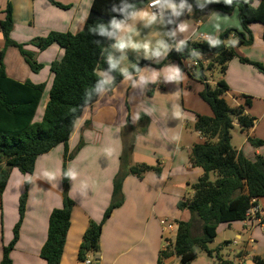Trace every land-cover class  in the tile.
<instances>
[{"label":"crops","instance_id":"obj_1","mask_svg":"<svg viewBox=\"0 0 264 264\" xmlns=\"http://www.w3.org/2000/svg\"><path fill=\"white\" fill-rule=\"evenodd\" d=\"M53 1L65 8L48 0H0V21L7 3L12 7L11 39L26 44L24 48L32 52L34 60L42 65L38 72H32L19 51L8 47L3 58L5 72L9 78L21 83L28 80L33 84H44L36 109V112L41 109L42 115L53 79L50 65L62 58L63 49L53 44L39 51L28 42L49 32L78 33L92 3V0ZM194 1L197 6L206 7L199 10L189 8L172 33H169L163 17H153L147 7L117 26L109 59L121 71L128 70L139 60L149 63L136 76L125 75L110 92L102 91L93 104L84 108L75 123L66 146L68 154L72 155L66 163L67 194L75 205L59 264H82L77 255L78 247L89 222H100L110 204L113 180L120 170L125 141L132 145V164L158 167L160 174L147 172L142 179L132 175L125 177L122 202L102 226L98 264H156L162 233L164 238L169 236L163 231L160 220L189 219L188 211L179 210L177 203L191 197L190 185L202 175L201 170L189 161L191 147L200 140L198 133L196 140L190 138L189 128L194 129V114L211 116V110L206 103L199 102L200 89L193 88L191 78L184 77L176 60L166 59V56L187 40L200 41V35L208 36V41L214 43L228 29L240 30L239 14L231 6L225 12L213 7L230 4L233 0ZM256 4V0L251 1L252 6ZM163 10H166L164 6ZM249 29L253 35L252 45L236 48L235 52L240 58L264 65L262 26L252 23ZM233 37L231 34L228 39ZM3 47L0 32V50ZM42 73H45L44 78H41ZM106 76L108 78L101 77L109 82L110 77ZM220 79L229 89L224 95L229 106L239 105L238 96L252 98L246 113L254 118L253 127L241 132L235 125L233 130L239 131L243 140L232 146L247 159L252 160L258 155L264 157V76L253 66L234 58ZM185 102H197L196 109L187 110L186 114ZM183 118L191 121L189 125H182ZM248 137L263 140V144L254 147ZM61 145L39 155L32 174L23 175L11 170L0 199V260L3 246L12 239L13 227L18 220V199L24 191V182L28 181L18 240L10 253L11 264H45L39 252L46 239L48 217L63 202L61 170L65 147L63 149ZM257 204L264 209V199L258 200ZM240 223L236 237L244 234L246 240L241 249L245 252L237 256V264L256 263V259L264 261V231L256 223ZM148 230L149 240L145 245ZM170 235L173 238L175 233ZM144 254H149V263L144 262ZM174 260L179 262L178 258L171 257L165 263L173 261L176 264Z\"/></svg>","mask_w":264,"mask_h":264},{"label":"trees","instance_id":"obj_2","mask_svg":"<svg viewBox=\"0 0 264 264\" xmlns=\"http://www.w3.org/2000/svg\"><path fill=\"white\" fill-rule=\"evenodd\" d=\"M48 1L65 8L53 0ZM251 1L233 0L230 4L213 6L222 12L230 6L238 8L239 31L228 29L214 43L187 40L170 50L166 59H176L179 71L183 73L184 61L196 62L203 71L197 56L211 55L213 60L206 65V69L212 70L217 66L223 76L229 61L238 58L239 62L253 66L264 76V65L240 58L235 52L236 48L252 45L253 35L249 29L252 23H259L262 26L264 40V0H256V6H252ZM149 2V0H92L84 25L78 33L49 32L46 36L28 42L39 51L53 44L63 49L62 58L50 65L53 79L39 123H34L33 118L44 84H33L28 80L21 83L9 78L3 64L5 49L16 48L32 72H38L42 65L34 60L32 52L24 48L26 44L11 39L13 20L10 3H7L3 12L4 17L0 21V32L4 40V47L0 50V199L12 169L16 168L24 175L32 174L35 159L39 155L49 152L59 144L65 147L61 170L63 202L60 208L53 209L49 214L46 239L39 252L45 264H59L70 225L71 210L75 205L67 194L69 177L66 163L72 158L66 148L67 141L84 108L93 104L102 91L110 92L125 75L136 76L140 69L149 63L147 60H139L128 70L121 71L109 59L117 26L145 8ZM160 2L163 6L182 5L176 11L175 17L169 10L163 12L162 17L169 33L173 32L189 8L199 10L206 7L195 5L194 0ZM231 34L234 37L229 40ZM98 71L107 74L110 81H105ZM195 72L196 69L189 75L194 77ZM228 90L224 80L219 79L213 88L205 84V89L199 93L202 101L209 106L211 116L196 115L194 131L198 133L200 140L191 147L189 161L192 166L201 170L202 175L197 182L190 185L191 197L183 198L177 203V208L187 210L190 218L187 221H175L173 244L159 250L156 264H165L171 257L178 258L179 264H189L201 251L211 255L207 245L216 237L217 225L244 221L248 209L256 205L258 200L264 199V157L258 155L252 160L247 159L231 145L233 121H237L241 132L253 127L254 118L246 113L252 104V98L247 95L238 96L239 105L231 107L224 99ZM247 140L254 147L263 144V140L251 137ZM131 151L132 145L125 141L120 156V170L113 180L110 204L102 220L90 221L82 236L77 252L81 261L88 254L93 256L97 254L103 223L122 202L121 189L125 177L132 175L142 179L147 172H153L157 176L160 174L158 167L132 164ZM212 174L215 175L214 180H211ZM27 187L28 181H25L24 193L19 197L18 220L13 227L11 241L2 248L0 264H11L10 253L18 240L25 211ZM217 260L218 264H232L220 257H217ZM256 264H264V261L256 259Z\"/></svg>","mask_w":264,"mask_h":264},{"label":"rangeland","instance_id":"obj_3","mask_svg":"<svg viewBox=\"0 0 264 264\" xmlns=\"http://www.w3.org/2000/svg\"><path fill=\"white\" fill-rule=\"evenodd\" d=\"M164 7L166 8V10H169L172 13L173 17H175L176 9L179 10L182 7V5L181 4H165ZM233 11L236 14H239L238 8L233 7ZM184 26H186V25H184ZM188 27H190V26H188ZM239 29H240V23H239ZM172 59H174V58H172ZM197 59L200 61V63L203 66L202 76L204 77L205 81H203L202 76H200V73H199L200 68L198 66H196V72H195V76L194 77L189 75V74H192L194 72H187L185 70L183 72V75H184V77L191 78L190 82H191V85L193 86V88L194 89L199 88L200 92H202L205 89V84H207L210 88H213L215 83L220 79L221 74H220V71H219L217 66H214V68L212 70H207L206 69V65L208 63L212 62V60H213V57L211 55H199V56H197ZM187 61L193 62L191 60H187ZM187 61L183 62V66H184L185 62H187ZM176 63H177V61H176ZM98 74L100 76H102L103 78L104 77L108 78L106 76L107 74H105V73H103L101 71H98ZM44 77H45V73H42L41 74V78H44ZM45 93L46 92H44V94ZM199 93H198V96H199ZM199 102L200 103L203 102L202 99L200 98V96H199ZM196 103L197 102H185L184 110H186V114H187V110L193 111V110L196 109L195 108V106L197 105ZM202 104H204V103H202ZM39 112L35 113V117H34V120H33L34 123H39L42 120V114H41L42 111H41V109H40ZM193 116H194V119H195L196 118L195 114ZM189 122H191V121L186 119V118L185 119L183 118L182 125L185 126L187 123L189 125ZM189 131H190V134H191L190 138L196 140L197 139V135H196V132L194 131V129L193 128H191V129L189 128ZM189 131H187V132H189ZM184 133H185V129H184ZM231 136L233 137L231 145H233V144H235V145L241 144V142L243 140V136H240L239 131H237V130L235 131V130L232 129L231 130ZM61 146L64 149V145H61ZM15 172L17 173L19 171L15 168ZM20 174H22V173H20ZM61 178H62V174H61ZM214 179H215V175L212 174L211 175V180H214ZM23 193H24V191H23ZM18 205H19V199H18ZM189 218H190V215H189ZM168 221H170V220H168ZM240 226H241V223L238 222V221L229 222V224H226V223L218 224L217 225L216 237L214 238L213 242H211V243H209L207 245L208 249L211 250V255H208L206 252L201 251V252L198 253L197 257L193 261H191L189 264H218L217 257H220L223 260L230 261L232 264H237V252L243 248L245 240H246L245 239L246 236L244 234H240L241 235L240 238L236 237V234L238 232H240L239 231L240 230L239 229ZM159 233H160V230L157 227V235L158 236H159ZM164 237L165 236L162 233L161 245L163 246V248H164V246L166 244ZM148 240H149V230L146 233V237H145V240H144L143 244L146 245ZM233 241H235L236 244H234ZM161 245H159V248H157V249L160 250L161 249L160 247H162ZM88 256L90 258H93L92 254H88ZM143 259H144V262L149 263V261H150L149 254H144L143 255ZM174 262H176V264H179V262L176 261V260H174ZM165 264H173V261H167Z\"/></svg>","mask_w":264,"mask_h":264},{"label":"built area","instance_id":"obj_4","mask_svg":"<svg viewBox=\"0 0 264 264\" xmlns=\"http://www.w3.org/2000/svg\"><path fill=\"white\" fill-rule=\"evenodd\" d=\"M146 7L153 17L159 18L163 16L164 10L160 0L150 1ZM199 37H200L199 38L200 41H208L209 39L208 36L206 35H200ZM196 66H197L196 62L187 61L184 64V70L187 72H194ZM263 217H264V209L256 202V205H253L250 209H248L244 222L249 224L256 223L264 231V223H262ZM160 224L162 226L163 231L169 234V236L165 238L166 244L164 248L166 246H171L173 244L174 237L172 238L170 234L173 232L175 233L176 225L173 221H168L166 219L160 220ZM248 241H251L250 238L248 239ZM233 243L236 244L235 241H233ZM243 252L245 251L239 250L237 252V255L239 254L240 256L242 255ZM93 263H94L93 258H90L88 255H86L85 259L82 261V264H93Z\"/></svg>","mask_w":264,"mask_h":264},{"label":"water","instance_id":"obj_5","mask_svg":"<svg viewBox=\"0 0 264 264\" xmlns=\"http://www.w3.org/2000/svg\"><path fill=\"white\" fill-rule=\"evenodd\" d=\"M149 1H154V0H149ZM199 73L202 76V70H199ZM202 78H203V76H202ZM232 125L233 126L238 125L237 121H233ZM94 264H98V255L97 254H95V256H94ZM251 264H256V263L254 261H252Z\"/></svg>","mask_w":264,"mask_h":264}]
</instances>
